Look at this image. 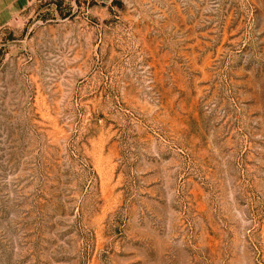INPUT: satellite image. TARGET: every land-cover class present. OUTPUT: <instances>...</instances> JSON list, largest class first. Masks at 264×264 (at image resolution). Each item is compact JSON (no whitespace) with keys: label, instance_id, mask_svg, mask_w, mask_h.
Masks as SVG:
<instances>
[{"label":"rangeland","instance_id":"374dc122","mask_svg":"<svg viewBox=\"0 0 264 264\" xmlns=\"http://www.w3.org/2000/svg\"><path fill=\"white\" fill-rule=\"evenodd\" d=\"M12 13L0 264H264V0Z\"/></svg>","mask_w":264,"mask_h":264},{"label":"crops","instance_id":"0c3cea01","mask_svg":"<svg viewBox=\"0 0 264 264\" xmlns=\"http://www.w3.org/2000/svg\"><path fill=\"white\" fill-rule=\"evenodd\" d=\"M19 0H0V26L12 18V10Z\"/></svg>","mask_w":264,"mask_h":264}]
</instances>
